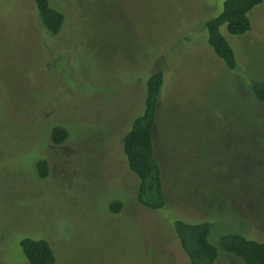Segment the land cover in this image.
Wrapping results in <instances>:
<instances>
[{
	"label": "rangeland",
	"instance_id": "374dc122",
	"mask_svg": "<svg viewBox=\"0 0 264 264\" xmlns=\"http://www.w3.org/2000/svg\"><path fill=\"white\" fill-rule=\"evenodd\" d=\"M224 1L50 0L65 16L50 35L30 0H0V264H28L27 236L49 242L53 264H190L174 220L211 224L214 264H244L219 248L224 234L264 242V102L251 91L264 82V1L246 33L226 35L232 70L204 28ZM158 69L165 204L148 209L121 139Z\"/></svg>",
	"mask_w": 264,
	"mask_h": 264
},
{
	"label": "trees",
	"instance_id": "16d2710c",
	"mask_svg": "<svg viewBox=\"0 0 264 264\" xmlns=\"http://www.w3.org/2000/svg\"><path fill=\"white\" fill-rule=\"evenodd\" d=\"M35 5L40 25L50 34H57L64 24L65 16L52 6L50 0H30ZM264 0H225L221 11L204 23L206 42L228 69L237 65L232 46L226 35H241L250 29L249 12ZM164 71L158 69L145 81L143 104L130 120L121 139V149L127 168L136 179L135 198L148 209H160L165 204L161 167L155 153V132L160 116L161 92ZM251 91L255 98L264 102V82L253 83ZM63 127L51 132L53 143L59 144L67 138ZM40 177L46 175L45 160L36 163ZM122 208L119 199L108 204V210L117 213ZM174 234L190 264H214L217 248L209 241V222H187L174 220ZM23 256L28 264H53L54 252L43 238L22 237L19 240ZM219 248L227 254L241 259L244 264H264V242L248 239L239 233H227L218 240Z\"/></svg>",
	"mask_w": 264,
	"mask_h": 264
}]
</instances>
